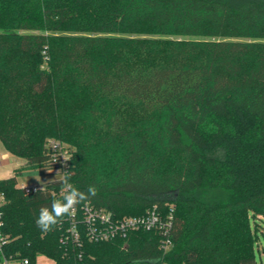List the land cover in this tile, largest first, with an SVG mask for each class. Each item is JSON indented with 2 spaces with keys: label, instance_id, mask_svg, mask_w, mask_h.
<instances>
[{
  "label": "trees",
  "instance_id": "trees-1",
  "mask_svg": "<svg viewBox=\"0 0 264 264\" xmlns=\"http://www.w3.org/2000/svg\"><path fill=\"white\" fill-rule=\"evenodd\" d=\"M50 141L66 144L54 151ZM0 142L24 160L0 180L7 257L257 264L264 0H0ZM25 172L94 186L76 206L79 224L85 206L118 218L171 213V249L155 231L76 243L71 216L42 232L35 221L62 198L61 177L17 187Z\"/></svg>",
  "mask_w": 264,
  "mask_h": 264
},
{
  "label": "built area",
  "instance_id": "built-area-1",
  "mask_svg": "<svg viewBox=\"0 0 264 264\" xmlns=\"http://www.w3.org/2000/svg\"><path fill=\"white\" fill-rule=\"evenodd\" d=\"M48 143H53L48 148L54 151L62 149V144L56 141H50ZM3 162L7 163L9 156L7 154H2L0 156ZM69 157L67 151L63 150V159L67 160ZM21 188H24L22 186ZM4 204V196L0 194V229L3 226V213L2 205ZM75 212L71 215V228L69 229V236L74 242H78L81 234L87 235L91 242L100 243L107 242L114 239H124L131 232L137 231H155L161 233L164 236L162 247L165 252H168L173 243L170 238L172 228H173V215L171 213H162L157 206L148 210L145 214L138 216H125V217H115L110 212L96 211L89 206L84 207V218L82 223L79 224L75 217ZM67 237L62 238V242L65 241ZM6 243L4 237L0 233V264H29L27 259L16 260L12 257H7L2 253V246Z\"/></svg>",
  "mask_w": 264,
  "mask_h": 264
},
{
  "label": "rangeland",
  "instance_id": "rangeland-1",
  "mask_svg": "<svg viewBox=\"0 0 264 264\" xmlns=\"http://www.w3.org/2000/svg\"><path fill=\"white\" fill-rule=\"evenodd\" d=\"M79 117L72 118V123L75 125L79 124ZM57 143H64L61 141H56ZM53 143H46L45 145L48 147ZM66 144V143H64ZM2 154H7L9 159L6 162H3L0 158V180L12 178L15 176V170L19 168L24 160L10 154L0 142V156ZM71 156V155H70ZM59 179L61 176H57V173L48 172L46 174H41L39 172H25L21 176H17V187H39L43 188L45 185L50 182ZM262 230L258 232L257 238L255 241V253H256V262L257 264H264V222H261ZM37 264H55L51 258L46 257L45 255H40L36 260Z\"/></svg>",
  "mask_w": 264,
  "mask_h": 264
},
{
  "label": "clouds",
  "instance_id": "clouds-1",
  "mask_svg": "<svg viewBox=\"0 0 264 264\" xmlns=\"http://www.w3.org/2000/svg\"><path fill=\"white\" fill-rule=\"evenodd\" d=\"M57 176H61V173H58ZM70 181V175L64 172L59 181L63 187L62 198L53 200L50 208L42 207L40 209L39 216L35 223L42 232L47 233L52 231L61 223L63 217L71 216L74 213L78 204L97 194V190L94 186H89L87 193H85L80 191ZM41 191H43V189H41Z\"/></svg>",
  "mask_w": 264,
  "mask_h": 264
}]
</instances>
